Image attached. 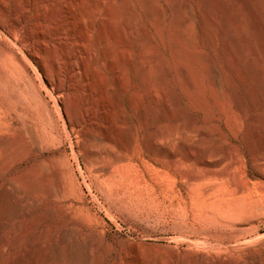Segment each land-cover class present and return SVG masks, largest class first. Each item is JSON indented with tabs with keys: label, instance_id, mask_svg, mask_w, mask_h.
<instances>
[{
	"label": "rangeland",
	"instance_id": "374dc122",
	"mask_svg": "<svg viewBox=\"0 0 264 264\" xmlns=\"http://www.w3.org/2000/svg\"><path fill=\"white\" fill-rule=\"evenodd\" d=\"M0 1V264H264V0Z\"/></svg>",
	"mask_w": 264,
	"mask_h": 264
},
{
	"label": "bare ground",
	"instance_id": "6f19581e",
	"mask_svg": "<svg viewBox=\"0 0 264 264\" xmlns=\"http://www.w3.org/2000/svg\"><path fill=\"white\" fill-rule=\"evenodd\" d=\"M81 2V6H84V3L86 2V1H88V3L91 5H93V9H92V11H91V13L93 14L92 16L94 17H92V18H90L91 20H92V26H89V29H94L95 28V26H96V24H98L99 25V31L101 32V36L102 37H100V39H102V43L105 45V46H109L110 47V53H113V54H116V53H119V54H117V55H120V57H122V59L123 60H125L126 61V56L127 55H129L130 56V54H131V50L133 51V49H131L132 47H135L136 48V50H137V52H139V55H140V57H141V60H139V61H141L140 62V65H142V67L144 66V69H145V73H146V76H147V80H150L151 79V77H153L152 75H153V72H154V69H153V64H152V62H151V60L150 59H147L146 58V56L148 55V54H150L151 52H152V49H153V47H152V44L150 45V43H147L146 41H145V43H140L139 42V40H137V37L139 36V34H138V15H137V13L135 12V11H133V9H130L131 7H132V5L135 3L134 2V0L133 1H131V0H80ZM143 1V0H142ZM145 2H147V0H144ZM149 2V1H148ZM2 2L0 1V8L2 7ZM134 5H136V4H134ZM146 5V4H145ZM154 5V4H153ZM88 6V5H87ZM131 6V7H130ZM152 6V5H151ZM176 6H177V9H182V3L181 2H177L176 3ZM73 7V6H72ZM79 7V6H78ZM135 7V6H134ZM3 8V7H2ZM20 8H22V7H20ZM79 8H82V7H79ZM84 8V7H83ZM136 8H138V7H136ZM135 8V9H136ZM152 8H153V6H152ZM20 10V9H19ZM70 10V9H69ZM150 10V9H149ZM81 11V10H80ZM81 13H82V11H81ZM139 13V12H138ZM14 14V13H13ZM16 14V13H15ZM14 14V15H15ZM19 14H20V12H19ZM18 15V14H17ZM19 16V15H18ZM85 16L87 17V15L85 14ZM15 18V17H14ZM20 18V17H19ZM80 19V18H79ZM86 19V18H85ZM88 19V18H87ZM89 19V20H90ZM17 22H16V24L15 25H13L12 27H13V30L15 31V29L16 28H18V27H20L19 25H20V20L17 18ZM15 22V21H14ZM89 22V21H88ZM138 22V23H137ZM22 23V22H21ZM84 23H85V21H84ZM2 24V23H1ZM74 24H76L75 22H74ZM85 25V24H84ZM91 25V24H90ZM75 26V25H74ZM2 27H3V25H2ZM91 27V28H90ZM75 28V27H74ZM143 28V27H142ZM141 28V29H142ZM147 28V27H146ZM9 29V28H8ZM10 29H11V27H10ZM88 29V30H89ZM18 30H20V28L18 29ZM143 30V29H142ZM8 31H10V30H8ZM13 31V32H14ZM83 31H84V29H83ZM91 31V30H90ZM86 32H88L87 31V29H86ZM1 33V32H0ZM11 33L12 32H10V37H11ZM91 34V33H90ZM89 34V35H90ZM149 34V33H148ZM92 35V34H91ZM152 35V34H151ZM84 36V35H83ZM87 36V35H86ZM7 37V36H6ZM13 37V36H12ZM11 37V38H12ZM8 38V37H7ZM10 38V39H11ZM89 38V37H88ZM88 38H87V40H88ZM139 39V38H138ZM21 42H22V40H21ZM88 42V41H87ZM86 42V43H87ZM13 43V42H12ZM12 43H10V45L12 44ZM14 43H15V46L16 47H18V50H9V51H7V53H8V57L10 58V62L12 63V64H16L17 65V67H19V66H21L22 67V69H21V71L22 70H26L27 71V68H28V65H29V62H28V60H30V56L32 55V54H30V52H23V55L22 56H20V53H19V50L21 51V47H22V43H20V42H18V41H14ZM4 45V44H3ZM13 45V44H12ZM5 47V49L7 50L8 49V45H4ZM154 46V45H153ZM13 47V46H12ZM9 48H11V47H9ZM15 48V47H14ZM13 48V49H14ZM154 50V49H153ZM107 51V50H106ZM135 51V50H134ZM109 52V51H108ZM5 53V52H4ZM2 54V53H1ZM111 56H112V54H110ZM135 55V54H134ZM1 56V55H0ZM33 56V55H32ZM31 56V57H32ZM128 56V57H129ZM133 56V55H132ZM109 57V56H108ZM127 57V58H128ZM135 57V56H134ZM133 57V58H134ZM139 57V56H138ZM112 58V57H111ZM115 58V57H114ZM107 59V58H106ZM121 59V58H120ZM121 59V60H122ZM139 59V58H138ZM109 60H111L110 58H109ZM129 60H131V59H129ZM113 61V60H112ZM114 61H115V59H114ZM113 61V62H114ZM128 61V60H127ZM85 62V61H84ZM111 62V61H110ZM124 62V61H123ZM129 62V61H128ZM116 63V62H115ZM87 64V63H86ZM117 64V63H116ZM19 65V66H18ZM6 66V65H5ZM30 66V65H29ZM112 66V65H111ZM116 66H118V65H116ZM115 66V67H116ZM119 66H120V64H119ZM13 67V66H12ZM3 68V67H2ZM6 68V67H5ZM14 68H16V67H14ZM114 68V67H113ZM116 68H118V67H116ZM141 68V67H140ZM139 68V69H140ZM4 69V68H3ZM115 69V68H114ZM1 70V69H0ZM6 70V69H5ZM17 70V69H16ZM28 70H29V68H28ZM117 70V69H116ZM141 70H143V69H141ZM98 71H99V69H98ZM139 71V70H138ZM25 72V71H24ZM30 72V71H29ZM100 72V71H99ZM118 72H120V70L118 71ZM122 72V71H121ZM5 73H7V72H5V71H3V70H1V73H0V81L2 82H5V84H6V82L8 81V78H7V74H5ZM23 73V72H22ZM22 73H20V74H22ZM140 73V72H139ZM145 73H144V75H145ZM18 74V73H17ZM28 74H30V73H28ZM47 74H49V72H47ZM120 74V73H119ZM122 74V73H121ZM120 74V75H121ZM135 74V73H134ZM155 74V73H154ZM19 75V74H18ZM18 75H16V76H18ZM26 75V74H25ZM10 75H8V77H9ZM20 76V75H19ZM24 76V75H23ZM28 76V75H27ZM27 76H26V78H27ZM123 76V75H122ZM29 77V76H28ZM10 78V77H9ZM120 78V77H119ZM118 78V79H119ZM154 78V77H153ZM11 79V78H10ZM9 79V80H10ZM25 79V78H24ZM29 79V78H28ZM32 79V78H31ZM121 79V78H120ZM142 79V78H141ZM21 80H22V78H21ZM34 80V79H33ZM144 80H146V79H144ZM11 82V81H10ZM16 82V81H15ZM29 82H31V80L29 81ZM34 82V81H33ZM122 82V81H121ZM142 82H143V80H142ZM149 82V81H148ZM153 82V81H152ZM12 83H13V81H12ZM11 83V84H12ZM37 83V82H36ZM3 84V83H2ZM4 84V85H5ZM14 84V83H13ZM149 84V83H148ZM91 86V85H90ZM152 86V88L154 87L153 85H151ZM7 87H9V85L7 86ZM11 87V86H10ZM13 87V89H11V90H13L14 91V89H16L15 88V85L14 86H12ZM11 87V88H12ZM92 87V86H91ZM126 88V87H125ZM151 88V87H150ZM90 89H92V88H90ZM127 89V88H126ZM18 90V89H17ZM91 91V90H90ZM89 91V92H90ZM135 91V90H134ZM10 92V91H9ZM92 92V91H91ZM12 93V92H11ZM10 93V94H11ZM81 93V92H80ZM135 94V93H134ZM138 94H139V92H138ZM7 95H8V93H7ZM12 95V94H11ZM16 95V94H15ZM0 97H1V95H0ZM8 97V96H7ZM11 97H13V96H11ZM10 97V98H11ZM82 97V96H81ZM5 98V97H4ZM83 98V97H82ZM85 98V97H84ZM135 98V97H134ZM6 99V98H5ZM12 100V99H11ZM76 100H77V98H76ZM137 100V99H136ZM79 101H81V99H78V102ZM76 103V102H75ZM66 104V103H65ZM70 104V103H69ZM68 103L66 104V106L65 107H67L66 108V111L68 112V110L70 109V107L68 106L69 105ZM72 106V105H71ZM95 106V105H94ZM95 109V108H94ZM68 114V113H67ZM67 116H69V114L67 115ZM69 118V117H68ZM70 122V121H69Z\"/></svg>",
	"mask_w": 264,
	"mask_h": 264
}]
</instances>
